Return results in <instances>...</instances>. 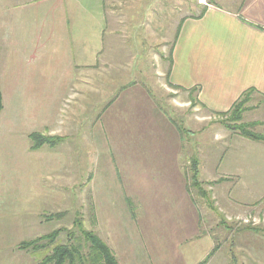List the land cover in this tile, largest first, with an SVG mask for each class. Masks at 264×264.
<instances>
[{
    "label": "crops",
    "instance_id": "0c3cea01",
    "mask_svg": "<svg viewBox=\"0 0 264 264\" xmlns=\"http://www.w3.org/2000/svg\"><path fill=\"white\" fill-rule=\"evenodd\" d=\"M30 1H0V20L9 21L8 29L1 25L0 45L10 53L5 67L10 91L18 101L15 105L24 108L25 97L35 94L33 98L39 103L32 115L41 117V122L47 116L55 117L54 130L42 126L39 131L55 137V143L43 144L40 149H55L56 156L62 153L67 160L62 143L87 127L88 146L96 149L98 159V167L94 160L93 174L87 178L91 180L87 186L91 227L98 233L97 223L103 221L107 235L99 236L119 264H150L155 236L148 235V242L144 236L149 232L145 228L153 231L155 222L149 220V214L162 217L165 224L169 222L170 256L178 253V246L184 242L182 229L189 242L202 239L198 233L205 221L199 213L201 207L193 202V159L198 163L201 186L210 182L214 196L225 201L224 210L233 212V207L247 208L258 201L230 199L229 194L235 187L236 194L248 199L260 193L261 185L255 181L264 180V174L255 175L252 156L264 150V140L226 128L222 139L228 142L220 144L222 150H218L221 135L210 141L201 134L209 125V115L226 113L248 90L249 101L242 116L253 110L261 119L243 121L264 124V0H223L224 6L207 0L197 14L192 15L190 6L180 12L178 37L168 65H164L166 85L173 89L181 106L170 113L166 97L152 93L141 81L128 82L127 46L111 43L112 34L104 43L107 30L121 33L107 27L113 19L103 12L105 0H47L40 15L38 9L28 10ZM11 21L23 26L17 28ZM69 95L66 112L63 105ZM252 100L256 102L251 105ZM24 114L28 115L26 108ZM64 116H71L69 124L64 123ZM8 130L7 142L0 140V148L9 147V151L0 153V172L2 167L8 184L12 181L15 186L17 168L19 174L22 166L28 164L30 168L31 145L29 139H21L23 129L9 124ZM225 156L230 169L215 177L213 173ZM75 157L72 153V159ZM205 163H210L209 178L202 176ZM64 170L71 172L72 180L77 179L73 174L77 171ZM23 174L26 180L27 174ZM224 181H230L232 187L223 185ZM55 190L59 193L53 194L52 200L42 198L40 190L38 200L33 198L37 193L32 187L21 190L3 187L0 182V264H47L43 261L51 251H42L46 240H41L38 248L20 245L47 234L40 231L42 223L33 219V213L47 211L48 204L52 210L63 209L64 191ZM149 195L154 198L151 203ZM16 196L22 199L17 201ZM77 196L73 201H80L79 192ZM215 207L222 213L219 204ZM17 211L21 212L18 219ZM208 238L203 236L205 244Z\"/></svg>",
    "mask_w": 264,
    "mask_h": 264
},
{
    "label": "rangeland",
    "instance_id": "374dc122",
    "mask_svg": "<svg viewBox=\"0 0 264 264\" xmlns=\"http://www.w3.org/2000/svg\"><path fill=\"white\" fill-rule=\"evenodd\" d=\"M46 1L47 0H31V3L27 4L28 10H30V8L33 10L38 9L37 12L38 15H40V13H44ZM70 1L72 2L73 0H69V2ZM214 1L223 6L226 4L223 0ZM207 3V0H143V2L140 3H137L136 0H105V3L103 4V12L105 16L113 19L111 25L108 24L107 27L111 28L114 32L117 30V32L120 33L121 31V33L117 35L112 32H108L107 30V36L104 38V43L109 42V40L106 39L112 34L113 36L109 37V39H111V43L116 45L120 43L127 46L125 54L127 55L128 60V82L131 83L132 81H141L149 87L152 93H155L158 96L161 95L162 98L166 97L168 100L165 101L167 103L166 110L168 109L169 113L170 110L174 109V107L175 109L181 107L180 104H178L179 98L175 97L173 94V89L167 87L166 85L167 83L165 78L167 74L164 71V65H168L170 50L174 44L176 28L181 22L179 17L180 12L184 13L190 6L192 8V15H194L199 13V11ZM69 6L71 5L69 4ZM0 11L2 10L0 9ZM35 21L36 20H33L32 22ZM8 23L9 21L0 20V29L1 25L2 28L8 29ZM10 23L16 24L17 28L23 26L19 21H11ZM9 55L10 53L2 50V46L0 45V89L3 95V110L0 114V140L7 142L9 124H12V126H15L18 129L20 128V130L23 129L21 135V139L23 141L25 139H29L26 135L32 130H37L34 132L45 135L44 133L39 132L42 129L41 127L46 126L47 129L50 128L54 130L55 117L47 116L45 117V120L41 122V117L32 115V111L38 108L37 104L39 103L38 98H33L35 94L33 96L28 94V97H25L24 106L28 113L27 116L24 114L25 108L23 106L19 107L17 104L15 105V102L18 101L14 98V94L10 91L6 74L7 70L5 69L7 65L6 62H8L7 60L10 58ZM50 55L51 53L47 54V57ZM113 55L118 56V53H113ZM31 60L33 59H30V61ZM69 99L70 95L65 100L63 105L66 112L69 110V107L67 106V104L70 103ZM161 100L163 102V99ZM255 102V100H252L250 104H255ZM15 107H17V109H15ZM252 111L253 110L245 112L242 116V120L249 121L255 118L261 119L258 114H254L255 112ZM70 117L71 116H69V118L64 116V123L69 124L71 122ZM192 118L194 119L195 117L192 116ZM226 118V116L209 115V125L207 129H202L201 137L210 141H216L221 135L220 140H217V144L219 145L218 150H222L220 144L228 142L227 139H222L226 134V127L223 124V122L226 121ZM184 126L188 127L186 124ZM193 127L195 128L196 126L192 125V128ZM24 128H26L25 131ZM250 129L256 133L264 135L263 123H259ZM87 135L88 131L86 127L82 130V132L75 135L73 134L72 138L66 139L62 143L65 146L64 150L67 152V160L63 158L64 156L62 153L56 156L57 153L55 149L52 150L49 147L41 149L30 148L31 160H27L30 164V168H28V164H26L25 168L22 166L23 171H20V174L18 171L19 168H17V173L14 179L16 188L23 190L24 187H32V190L37 193L36 196L33 197L35 199H41L40 190H42V193L44 194L42 195V198L49 200H52L54 195L59 193L56 192L57 190L55 189H62L64 191L62 198L63 209L52 210V207L48 204L47 211H37L33 213V219L42 223L40 231H45L48 234L59 229V232L54 237L52 243L47 244L46 247L44 245L42 246V251L45 250L50 252L55 244L74 241V232L76 231V228L73 221L77 216L82 218L83 226L86 229H93V227H91L90 220L91 214L88 211L91 201L90 196L87 195V186L89 187L91 180L89 181L87 178L89 175L93 174L92 172L95 168L94 165L96 168L98 167V163H96L98 159L96 158V149L88 146L89 141L88 138H86ZM11 137H13V134H11ZM29 144H33L30 139ZM55 148L57 149V147ZM7 151H9V147L6 145L0 148V153ZM19 152H23L21 148L19 149ZM72 153H75L77 157L72 159ZM26 156L30 158V156ZM252 157L254 162L252 163V168L256 171L255 175L263 176L264 150L261 149ZM64 160L65 162L67 161L66 164H64ZM99 160L101 161L102 158ZM250 160H252V158ZM225 161L226 156L213 173L215 177L224 175L225 171L230 169V167L227 166L231 163L228 160L226 163ZM100 164L101 163H99V165ZM209 165L210 163H205V167H203L204 169L202 171V176L207 175V178L211 177ZM66 168L77 171L73 173L74 176H77L76 180L71 179L72 174L70 171L64 170ZM4 172L5 171L2 170L1 167V186L15 187L13 186L14 184L12 181L8 184L6 173ZM23 173L27 174V176H25L26 180L23 179ZM2 177L6 179H3ZM203 181L205 182V180ZM229 182L230 181H224L223 185L232 187V183ZM209 183L210 182H205L202 185L209 197L202 196L198 188L192 186L193 202L198 203L201 207L199 213L205 221L202 223L203 225L200 224L201 227H199L200 232L198 234H200L202 239H195L194 241L189 242L187 234H185L182 229L183 233L181 236L183 234L185 236L182 238L184 242L178 246V253H172V256H170L172 252V240L169 235V232L171 231L169 222L165 224L162 217L158 218L157 215L156 218L155 213L153 214V217L149 214V220H151L152 223L153 221L155 222V226L153 227L154 232L147 227L145 229L149 232H147L148 234L144 236L147 238H145L147 242L150 241V239L148 240V237H150L148 235L155 236L152 242L154 251H151L153 254L150 257V260H148L150 261V264H194L199 260L202 261L207 252H210V249L213 247H216L214 253L203 264H233L234 262L236 264H264V234L262 231L264 229V180L260 179L255 181V184L257 183L261 185V190L259 191L260 193L250 197V199L239 196L240 193L236 194L237 188H232L229 194L230 199L233 198L241 201L245 200V202L247 200H249V202L251 200H258L247 208L231 206L235 208V211L233 212L224 210V208L226 209L224 205L225 201L221 198L217 199L214 196V189H210ZM78 192L80 193V201L76 202ZM223 192L224 191L222 189V194L225 198ZM19 198L22 199V196ZM19 198L16 196L17 201ZM209 198L211 199L210 201L208 200ZM73 199L76 201H73ZM148 199H150L151 203V200L154 198L149 195ZM216 203L223 208L221 209L222 213L217 211V208L215 207ZM76 204H79V206H75ZM17 212L18 214H16V218L18 219V215L20 217L21 212ZM123 214H125L123 216L125 217L126 213ZM134 214L136 215L135 212ZM244 216L255 217L256 219H259V222L253 225L239 220L238 217ZM133 218L135 219V217ZM99 221L97 223L98 234L105 237L108 229L103 227V221ZM249 224L251 227H259L260 229H251V227H248ZM193 231L195 232V229H193ZM203 236L209 237L207 244H205ZM147 251L150 252L149 248H147Z\"/></svg>",
    "mask_w": 264,
    "mask_h": 264
},
{
    "label": "trees",
    "instance_id": "16d2710c",
    "mask_svg": "<svg viewBox=\"0 0 264 264\" xmlns=\"http://www.w3.org/2000/svg\"><path fill=\"white\" fill-rule=\"evenodd\" d=\"M204 11V10H203ZM182 21L178 24L175 33V40L178 37V33L180 30V25ZM174 40V43H175ZM174 46V44H173ZM173 46L170 50V54L172 52ZM170 59V57H169ZM134 83V82H133ZM130 83V84H133ZM177 88V87H176ZM250 91L244 93V95L237 100L232 108L226 113H218L220 116H226V121L223 122L224 126L229 130L236 131L244 137L250 139H258L264 140V135L256 133L252 131L250 128L259 124L256 122H244L242 120V113L246 110V104L249 101ZM192 105H195V100L192 101ZM3 110V95L0 89V114ZM217 115V114H216ZM232 123V124H231ZM29 139L33 142L31 145L32 149H37L43 144L53 145L55 143L56 138L45 136L37 132H32L29 135ZM190 173H191V184L193 187H197L200 194L204 197H209L206 193L205 189L201 186V183L198 180V163L195 159L192 160L190 165ZM211 200L210 198L208 199ZM213 207V205L211 204ZM74 226L76 228V233L74 232V241L69 243H59L55 244L51 249V254L45 258L43 263L47 264H119V261L115 257L113 251L108 246L106 242H104L99 234L94 230L86 229L83 226L82 218L77 216L74 221ZM247 227V226H246ZM248 227H251L249 224ZM251 229H260L259 227H251ZM264 234V229L262 230ZM59 232L58 230H54L42 237H38L36 239L26 241L21 243V247L32 246L33 248L40 247L39 242L41 240H46L47 244L52 243L54 237ZM216 247H213L209 252L207 257L203 259L200 264L206 262L209 257L214 253ZM233 264H236L235 262Z\"/></svg>",
    "mask_w": 264,
    "mask_h": 264
},
{
    "label": "built area",
    "instance_id": "2783aa9c",
    "mask_svg": "<svg viewBox=\"0 0 264 264\" xmlns=\"http://www.w3.org/2000/svg\"><path fill=\"white\" fill-rule=\"evenodd\" d=\"M239 220L244 221L246 223H251V224H256L257 222H259V219H256L255 217H251V216H244V217H238Z\"/></svg>",
    "mask_w": 264,
    "mask_h": 264
}]
</instances>
